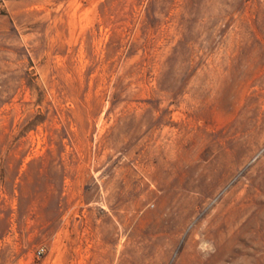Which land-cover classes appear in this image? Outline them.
Listing matches in <instances>:
<instances>
[{
  "label": "rangeland",
  "instance_id": "obj_1",
  "mask_svg": "<svg viewBox=\"0 0 264 264\" xmlns=\"http://www.w3.org/2000/svg\"><path fill=\"white\" fill-rule=\"evenodd\" d=\"M0 264H264V0H0Z\"/></svg>",
  "mask_w": 264,
  "mask_h": 264
}]
</instances>
